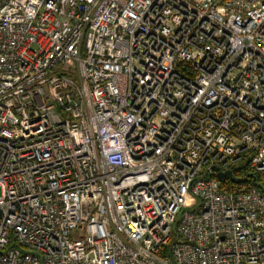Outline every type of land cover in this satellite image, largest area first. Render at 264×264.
Masks as SVG:
<instances>
[{
    "label": "built area",
    "instance_id": "obj_1",
    "mask_svg": "<svg viewBox=\"0 0 264 264\" xmlns=\"http://www.w3.org/2000/svg\"><path fill=\"white\" fill-rule=\"evenodd\" d=\"M264 0H0V264H264Z\"/></svg>",
    "mask_w": 264,
    "mask_h": 264
},
{
    "label": "trees",
    "instance_id": "obj_2",
    "mask_svg": "<svg viewBox=\"0 0 264 264\" xmlns=\"http://www.w3.org/2000/svg\"><path fill=\"white\" fill-rule=\"evenodd\" d=\"M221 184L230 190L241 187H264V171H254L246 159H242L231 169V176L219 178Z\"/></svg>",
    "mask_w": 264,
    "mask_h": 264
},
{
    "label": "water",
    "instance_id": "obj_3",
    "mask_svg": "<svg viewBox=\"0 0 264 264\" xmlns=\"http://www.w3.org/2000/svg\"><path fill=\"white\" fill-rule=\"evenodd\" d=\"M226 176H231V171L230 170H226V171H223V172H219L218 173V178H224Z\"/></svg>",
    "mask_w": 264,
    "mask_h": 264
},
{
    "label": "rangeland",
    "instance_id": "obj_4",
    "mask_svg": "<svg viewBox=\"0 0 264 264\" xmlns=\"http://www.w3.org/2000/svg\"><path fill=\"white\" fill-rule=\"evenodd\" d=\"M0 195H1V191H0Z\"/></svg>",
    "mask_w": 264,
    "mask_h": 264
}]
</instances>
